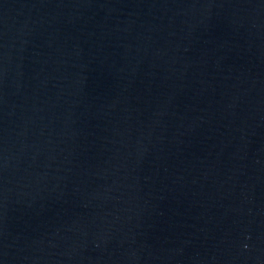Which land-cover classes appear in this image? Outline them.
Here are the masks:
<instances>
[{
    "label": "water",
    "instance_id": "obj_1",
    "mask_svg": "<svg viewBox=\"0 0 264 264\" xmlns=\"http://www.w3.org/2000/svg\"><path fill=\"white\" fill-rule=\"evenodd\" d=\"M0 264H264V0H0Z\"/></svg>",
    "mask_w": 264,
    "mask_h": 264
}]
</instances>
